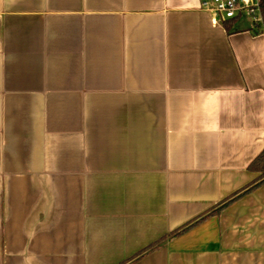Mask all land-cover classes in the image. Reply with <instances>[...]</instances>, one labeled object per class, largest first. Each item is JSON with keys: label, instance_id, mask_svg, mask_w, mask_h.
<instances>
[{"label": "crops", "instance_id": "1", "mask_svg": "<svg viewBox=\"0 0 264 264\" xmlns=\"http://www.w3.org/2000/svg\"><path fill=\"white\" fill-rule=\"evenodd\" d=\"M202 0H0V264H264V34Z\"/></svg>", "mask_w": 264, "mask_h": 264}, {"label": "built area", "instance_id": "2", "mask_svg": "<svg viewBox=\"0 0 264 264\" xmlns=\"http://www.w3.org/2000/svg\"><path fill=\"white\" fill-rule=\"evenodd\" d=\"M200 7L222 23L245 16L253 32L264 34V8L262 0H202Z\"/></svg>", "mask_w": 264, "mask_h": 264}, {"label": "trees", "instance_id": "3", "mask_svg": "<svg viewBox=\"0 0 264 264\" xmlns=\"http://www.w3.org/2000/svg\"><path fill=\"white\" fill-rule=\"evenodd\" d=\"M233 21H235V19H228V20H226V21H224L222 23H223V25L227 26ZM248 168L251 171L259 172V175L253 181L249 182L248 184H246L242 188L236 190L231 195H229L228 197H226L225 199H223L222 201H220L219 203H217L216 205H214L213 207H211L210 209H208L204 213L200 214L199 216L195 217L194 219L188 221L184 225H182L179 228L175 229L174 231H172L169 234V236H177L179 234H182L183 232H185L189 228L195 226L197 223H199L203 219H205V218H207L209 216L218 214L222 209L227 207L229 204L233 203L234 201L238 200L242 196L252 192L256 188H258L261 185H263L264 184V148L251 161V163L248 165ZM158 243L159 242L155 243L154 245H151L150 247H148L147 249H144L141 252L136 253L133 257H131L130 259L124 261L121 264H128V263H130V262H132L134 260H137L142 255L146 254L148 251L152 250Z\"/></svg>", "mask_w": 264, "mask_h": 264}, {"label": "rangeland", "instance_id": "4", "mask_svg": "<svg viewBox=\"0 0 264 264\" xmlns=\"http://www.w3.org/2000/svg\"><path fill=\"white\" fill-rule=\"evenodd\" d=\"M263 8H264V0H262Z\"/></svg>", "mask_w": 264, "mask_h": 264}]
</instances>
